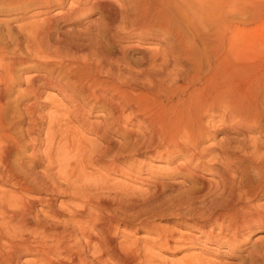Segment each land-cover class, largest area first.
I'll list each match as a JSON object with an SVG mask.
<instances>
[{"label":"bare ground","instance_id":"1","mask_svg":"<svg viewBox=\"0 0 264 264\" xmlns=\"http://www.w3.org/2000/svg\"><path fill=\"white\" fill-rule=\"evenodd\" d=\"M116 1L84 0V4L74 10L85 14L102 12V19L95 15L89 20L93 27L100 23L97 29L104 33L105 42H98L101 45L96 46L89 43L85 47L84 41L81 48L83 45L75 41L80 48H75L72 43V46H67V54L78 57L67 61L69 74L66 85L49 73L35 72L28 78L25 87L28 96H39L48 89H58L65 92L70 101L67 113L64 110L47 117L50 121L45 131L46 140L51 142V147L53 142L60 144L58 161L67 172L69 165L73 164V167L77 165L80 168L83 164L103 161L108 166L110 163L114 165L111 157L116 151L115 142L112 143L107 131L112 128L124 130L131 116L139 123L147 124L154 138L158 135L156 131L162 132L164 137H172L170 140L173 141L180 138L178 147L181 144L186 154L190 153V158L195 157L196 160L200 156L195 147H199L205 136H211L214 128L224 130L228 136L232 133L245 135L250 144L239 146L243 156L234 151L233 139H226L227 144L220 145L218 154L225 157L226 162L232 163L236 158V162L241 163L239 175L244 178L240 183L243 191L237 194L232 191L226 201L208 212L207 219L212 222L215 217L221 225L208 228L206 235L218 246L234 243L236 249L251 252L253 263L257 264L259 260H264V239L256 243L263 258L245 247V243L252 233L264 231V202H261L264 201V54L261 57L260 37L254 26L262 13L260 1L121 0V6ZM43 12L39 8L32 15ZM249 38L253 42L251 47L247 45ZM130 50L145 52L138 63L135 61L137 67L131 63ZM17 62L1 63L0 83L14 79L13 69ZM8 91L7 86L0 88V183L10 185L15 193L26 192V195L0 191V264H24L20 256L29 250L40 255L29 264H63L59 260L55 262L51 258L53 255L74 264H85L83 247L80 250L71 249L62 240L66 237L65 233L53 232L57 224L38 215L34 221L31 220L37 203L46 202L52 208L53 198L47 197L56 185L53 175H49L52 150L48 148L46 151L49 158L45 167L47 174H40L36 169L40 160L34 148L26 149L27 143L22 141L23 136L37 141L41 131L36 120V102L25 104V129L20 128V132L13 130V126L4 121V109L7 108L3 102ZM89 106L107 111L108 116L100 121H90L83 116ZM66 114L67 120L71 117L77 119L76 127L94 137L83 141L76 130L67 133L71 129H63L60 125ZM39 117L44 119L41 114ZM251 135L255 137L251 138ZM96 137L104 140L103 145L96 141ZM193 147L195 149L189 152L188 148ZM30 149L29 157L36 158L26 162L22 155ZM108 157L112 160L110 163L107 162ZM177 168L182 169V165L178 163ZM252 172L255 177L251 176ZM196 175L211 181L201 173ZM74 214L82 216L85 213L77 209ZM99 225L92 223L93 229L99 228L95 233L81 227L71 228L73 233L80 232L86 238L96 262L110 264L109 258H113L115 264L153 261L134 245L120 247L119 242ZM31 235L35 236L32 243ZM188 236L190 240H198V235L194 233ZM75 246L79 247L78 243Z\"/></svg>","mask_w":264,"mask_h":264},{"label":"rangeland","instance_id":"2","mask_svg":"<svg viewBox=\"0 0 264 264\" xmlns=\"http://www.w3.org/2000/svg\"><path fill=\"white\" fill-rule=\"evenodd\" d=\"M83 1L0 0V71L1 63L19 61L14 64V79L0 83V88L9 87L5 96L6 100L3 102L4 107L7 108L4 109V121L8 122L7 124L11 127L13 126V130L16 129L20 132V128L25 129L27 122L25 104L36 102V115H38L36 120L41 131L37 135V141H32L27 136H23L22 141L27 143L26 149L34 148L37 158L40 160V165L36 168L40 174H47L45 167L49 158L46 151L48 148L52 150L53 164L51 162L49 175H53L56 185L47 197L53 198L54 203L52 202V208L46 202L37 203L31 220L34 221L38 215L42 219H48L57 224L58 226L53 232L65 233L66 237L62 240H65L64 242L70 245L71 249L80 250V247H83L82 255L85 257V264L99 263L95 260L92 247L89 249L90 246L87 245L86 238L80 235V232L73 233L71 228L75 226L89 229L91 233L98 232L99 228L93 229V222L100 224L99 227L105 228L110 234L109 236L112 235L116 242H119L117 244L120 247L134 245L143 253H147L153 261L145 264H254L251 252L242 248L236 249L234 243H223L218 246L212 238H208L206 235L208 228L214 227L215 224V226L221 225L220 221L218 223L215 220V217L212 218V222L207 219L208 212L213 207H218L222 201H226L232 191L236 194L240 193V190L243 191L240 183L244 178L239 175L241 163L236 162V158L232 163L226 162L225 157L218 154L220 145L221 143L227 144L226 139H233L235 141L233 147L236 146L234 151H239L243 156L242 144H250V139L245 135L232 133L228 136L224 130L214 128L213 136H205L203 142L198 144L201 148L195 147L197 149L195 152L201 159L196 160L195 157L190 158V153L186 154L181 144L178 147V144L181 143L180 138L173 141L174 139L170 140L172 137H164L161 135L162 132L158 131H156L158 135L154 138L147 124L139 123L140 121L131 116L127 120L129 122L124 125L127 130L125 128L119 131L112 128L107 131L108 136L113 140L112 143L115 142L116 151L113 154L114 157L111 158L116 165H110L112 160L108 157L109 166L103 161L83 164L80 165L81 168L77 165L73 167L74 164L69 165L67 172L62 168L63 165L58 161L57 155L60 144L56 141L52 143L54 145L51 147L49 144L51 142L46 140L45 131L50 121L47 118L49 114L63 113L64 110L67 113L70 101L65 92L58 89H48L41 92L39 96H30V94L28 96L25 94V87L28 84V78L35 72L49 73L58 82L61 81L59 83L66 85L69 74L67 61L78 57V55L72 56V54L69 56L67 48L72 45L76 48L78 42H83L78 44L83 45L81 47L83 48L84 41L85 47L89 46V43L90 46L104 44L102 42H105V35L101 29H97L100 23L93 27L89 20L95 15L102 19V12L95 11L85 14V12L74 11L78 6L84 4ZM259 1L262 13L254 26L257 28L256 32L259 33V47L261 57H263L264 0ZM116 4L121 6L122 1L117 0ZM39 8L44 12L32 15ZM251 28L252 26L248 27V30L250 31ZM252 43L249 38L248 47H251ZM69 44L70 46H68ZM130 51V59L133 58L131 63L137 67L136 63L140 61L145 52L142 50ZM40 114L44 116V119L39 117ZM83 116L90 121H100L108 116V112L95 110L89 106ZM71 118L67 120L66 114L60 123L61 126L63 125V129H71L67 130V133H73L74 129L77 136L83 141L86 138L94 137L92 134L85 133L80 127H76L77 119ZM254 137L255 135H251V138ZM96 141L102 145L104 143L101 138L96 137ZM161 143H165V145ZM169 145L172 147H168ZM210 146L214 148L212 149ZM174 147L178 150H175ZM195 148H188L189 152ZM31 152L32 149L22 155L26 162H32L31 159L36 158L35 156L29 157ZM239 152L238 155H240ZM178 163L182 165V169L177 168ZM196 173L203 174L211 181L198 178ZM251 176L255 177L254 172L251 173ZM1 190L17 196L23 193H15L10 185L0 183ZM23 194L26 195V192ZM255 203L260 204L259 202ZM77 209L84 210L85 214L76 216L74 213ZM217 211L219 210H215V212ZM216 229L218 230L219 227ZM189 233L198 235V240L196 242L190 240ZM29 238L31 243L35 240L34 235ZM260 239H264V231L252 233L249 240L245 241V247H248L249 250L252 249L254 254L257 253L263 258L261 255L263 253L260 252L261 248L256 245ZM74 242L78 243L79 247L75 246ZM33 253V250H29L21 254V263L29 264L40 257ZM51 258L55 262L59 260L63 264H74L68 259L57 258L54 255ZM108 262L115 264L113 258H109ZM257 264H264V260H259Z\"/></svg>","mask_w":264,"mask_h":264}]
</instances>
